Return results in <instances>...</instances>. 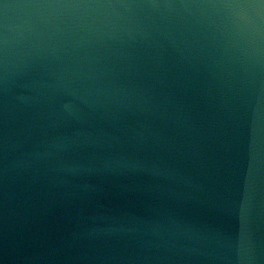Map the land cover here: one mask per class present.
I'll list each match as a JSON object with an SVG mask.
<instances>
[{
  "label": "water",
  "instance_id": "water-1",
  "mask_svg": "<svg viewBox=\"0 0 264 264\" xmlns=\"http://www.w3.org/2000/svg\"><path fill=\"white\" fill-rule=\"evenodd\" d=\"M0 264H264V0H0Z\"/></svg>",
  "mask_w": 264,
  "mask_h": 264
}]
</instances>
